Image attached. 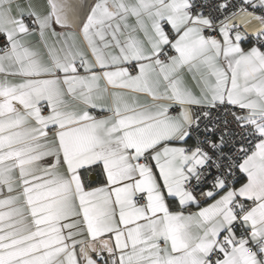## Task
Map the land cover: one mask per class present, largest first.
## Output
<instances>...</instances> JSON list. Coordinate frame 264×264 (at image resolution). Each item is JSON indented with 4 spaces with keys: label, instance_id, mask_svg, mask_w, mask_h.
I'll use <instances>...</instances> for the list:
<instances>
[{
    "label": "snow or ice",
    "instance_id": "6c2138e0",
    "mask_svg": "<svg viewBox=\"0 0 264 264\" xmlns=\"http://www.w3.org/2000/svg\"><path fill=\"white\" fill-rule=\"evenodd\" d=\"M0 264H264V0H0Z\"/></svg>",
    "mask_w": 264,
    "mask_h": 264
}]
</instances>
